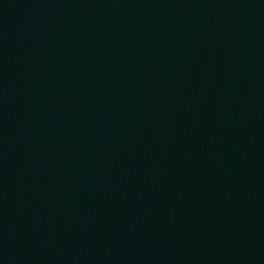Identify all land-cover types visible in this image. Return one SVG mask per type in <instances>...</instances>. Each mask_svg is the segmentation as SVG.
Returning <instances> with one entry per match:
<instances>
[{
  "label": "water",
  "instance_id": "obj_1",
  "mask_svg": "<svg viewBox=\"0 0 264 264\" xmlns=\"http://www.w3.org/2000/svg\"><path fill=\"white\" fill-rule=\"evenodd\" d=\"M0 264H264V0H0Z\"/></svg>",
  "mask_w": 264,
  "mask_h": 264
}]
</instances>
